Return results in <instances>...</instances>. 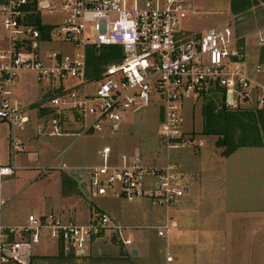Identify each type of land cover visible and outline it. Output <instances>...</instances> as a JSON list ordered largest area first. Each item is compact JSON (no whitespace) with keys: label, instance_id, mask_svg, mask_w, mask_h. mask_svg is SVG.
<instances>
[{"label":"built area","instance_id":"1","mask_svg":"<svg viewBox=\"0 0 264 264\" xmlns=\"http://www.w3.org/2000/svg\"><path fill=\"white\" fill-rule=\"evenodd\" d=\"M55 16L59 25L42 20ZM184 16L179 0H132L129 5L126 0H0V122L11 129L28 122L23 107L9 99L19 72H31L43 89L38 109L45 121L40 131L49 138L115 134L128 113L155 107L157 152L162 154L192 146L193 132L181 129L184 101H200L217 91L227 110H263L264 64L254 66L252 78L246 75L244 38L232 36L230 25L184 33L179 30ZM258 43L264 48V35ZM106 46L119 47L121 58L100 65L95 79L86 66V50ZM67 79L76 82L66 86ZM201 145L199 141L195 147ZM11 148L16 152L18 143ZM98 156L101 165L86 170V179L77 184L86 199L139 200L167 210L187 194L182 173L167 156L165 162L151 164L138 150L113 155L107 147ZM11 175L9 166H0V178ZM171 227L166 215L162 225L145 229L164 238ZM121 230L96 209L85 222L52 213L28 215L23 225H0V264H30L32 249L42 238L64 257L85 256L91 241L106 232L126 248L131 240L122 238Z\"/></svg>","mask_w":264,"mask_h":264},{"label":"rangeland","instance_id":"2","mask_svg":"<svg viewBox=\"0 0 264 264\" xmlns=\"http://www.w3.org/2000/svg\"><path fill=\"white\" fill-rule=\"evenodd\" d=\"M131 1L126 0V4L129 5ZM179 2L185 15L179 25L180 31L202 34L210 28L222 30L230 25L232 36L244 38L245 60L242 64L246 75L252 78L254 66L259 64L258 53L261 48L258 39L264 35V3L234 17L228 10L229 0ZM42 20L55 25L61 21L59 16L54 19L44 17ZM2 37L0 26V44ZM65 50L72 52L68 47ZM75 82L67 79L64 85ZM9 91V99L23 105L22 112L28 117V122L22 129H10L4 123L0 125V165L9 166L12 170L11 176L0 178V201L3 202L0 205L1 226L23 225L28 215H44L56 205L59 218L78 222H85L92 210L96 209L107 214L111 223L121 227L122 238H130L131 245L123 248L106 232L101 239L91 241L84 255L86 253L99 257V261L106 259L116 264H166V252L176 261L174 252L165 248L167 237L158 238L153 230L145 227L161 224L166 215L170 219L188 213L218 218L229 216L227 223L223 218L216 222L217 230L229 232L225 238L233 246L229 251L233 252L234 258H238L236 249L243 245L249 258L247 264H258L254 249L261 240L257 232L264 226V148H239L230 156L221 158L220 149L214 146L216 138L200 135L202 100L184 101L182 104L184 123L181 129L193 132L192 146L161 154L157 152L160 146L156 140L158 110L155 107L128 113L118 124L115 134L89 133L78 138L72 135L49 138L40 134V127L45 120L38 118L36 111L29 108L31 103L39 101L43 92L42 87L36 84L34 75L31 72H19ZM208 97L213 102L220 101L218 94ZM75 129L76 125L72 130ZM8 134L12 142H18L16 152L5 139ZM199 141L202 145L195 147ZM103 147L110 149L113 155H131L134 150H138L142 160L151 164L165 162L167 156L182 173L187 194L177 205L167 210L139 200L127 203L111 197L86 199L78 191L70 193L68 201H60V176L70 179L77 187L78 182L86 179V170L101 165L98 153ZM242 226L243 238L237 233ZM56 249L53 242L42 238L32 249L30 264H78L85 260V256L57 258ZM130 249L139 250V256H131ZM120 250H127V254H121ZM189 253L193 254V250Z\"/></svg>","mask_w":264,"mask_h":264},{"label":"trees","instance_id":"3","mask_svg":"<svg viewBox=\"0 0 264 264\" xmlns=\"http://www.w3.org/2000/svg\"><path fill=\"white\" fill-rule=\"evenodd\" d=\"M263 3L264 0H229L228 10L232 16L239 17L245 11ZM120 58L121 50L117 46L101 47L98 51L91 48L86 50V66L90 71L92 70L95 79L100 73V65L119 62ZM258 63L264 64V48L258 53ZM215 94L217 91L210 95ZM38 106L39 103H36L29 108L36 110L41 118L44 112L39 110ZM200 115V135L216 138L214 146L220 149L221 158L230 156L239 148H264V109L251 107L227 110L220 101L213 102L208 95H205L202 98ZM60 187L62 196L68 192L75 194L78 191L76 184L63 175L60 176ZM57 257L62 256L58 254Z\"/></svg>","mask_w":264,"mask_h":264},{"label":"crops","instance_id":"4","mask_svg":"<svg viewBox=\"0 0 264 264\" xmlns=\"http://www.w3.org/2000/svg\"><path fill=\"white\" fill-rule=\"evenodd\" d=\"M39 101L37 103H39ZM33 104H36V102L31 103L29 107ZM21 106L23 107V105ZM36 116L40 118L39 115L37 114V111H36ZM0 125H3V123L0 122ZM10 137H11L10 134L5 136V139L8 140L7 142L8 145H12L14 143L12 142V139ZM69 194L66 193L64 196H60V201H68L67 199H69L68 198ZM57 206L58 205H56V207H54V209H52L49 213L60 215L59 210H57ZM221 218L224 219L225 223H227L230 220L229 216H223L218 218L217 216L214 215H210V216L200 215V214L193 215L191 213L184 214L180 218L177 216L175 217L172 216L170 221L171 223H173V227H171L170 232L168 233L169 235L167 234L166 236L167 238L165 237L166 238L165 248L167 251L171 249L174 252V258L176 257V261L174 262L173 258H170L169 253L166 252L164 262L166 264H247L249 258L247 251L244 250V246L241 245L240 246L241 248L236 249V253H238L239 256L237 255L238 258L236 257L234 258L233 252L229 251L233 248V246H230L225 239L228 236L229 232L227 230H217L216 222L220 221ZM164 221L165 220H163V222L161 224H158L157 226L152 225L150 227H158L162 225ZM237 233L241 236V238L244 237L243 226L241 227L240 232L239 230H237ZM257 234L258 237L261 238V240L257 242L256 247L254 249V253L257 255V263L264 264V226L261 231L257 232ZM239 235L237 237H239ZM223 236L224 239H222ZM225 243L229 247H227ZM132 250L136 251L135 257H138L139 250L130 249V252ZM190 250H193V254L189 253ZM56 251H57L56 257L58 254H60L62 256L61 258H68V257H64L59 251V249H56ZM120 251L121 254H127V250L126 252L124 250H120ZM167 257L170 258L169 261H166ZM123 258L124 256L120 257V259ZM99 259H100L99 257L96 258L92 255L86 254L85 260L78 264H116V263H111V261L106 259H105L106 261L105 260L99 261ZM144 264H152V263L144 262Z\"/></svg>","mask_w":264,"mask_h":264},{"label":"water","instance_id":"5","mask_svg":"<svg viewBox=\"0 0 264 264\" xmlns=\"http://www.w3.org/2000/svg\"><path fill=\"white\" fill-rule=\"evenodd\" d=\"M220 103H223V97L220 98ZM41 132H42V131H40V133H41ZM185 192H186V189H185ZM130 254H131V256H135V255H136V251L132 250V251L130 252Z\"/></svg>","mask_w":264,"mask_h":264}]
</instances>
